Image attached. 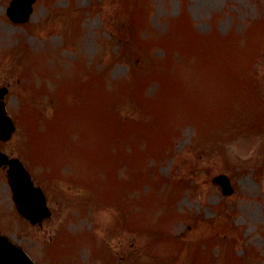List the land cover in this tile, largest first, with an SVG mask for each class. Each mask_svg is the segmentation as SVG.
I'll use <instances>...</instances> for the list:
<instances>
[{
    "label": "rangeland",
    "instance_id": "rangeland-1",
    "mask_svg": "<svg viewBox=\"0 0 264 264\" xmlns=\"http://www.w3.org/2000/svg\"><path fill=\"white\" fill-rule=\"evenodd\" d=\"M8 3L0 85L17 131L0 149L28 161L52 216L20 217L0 168V231L37 264H264V0H36L24 24ZM47 69L91 83L96 104L44 114L31 100ZM80 128L89 153L51 139L73 153L48 168L47 137Z\"/></svg>",
    "mask_w": 264,
    "mask_h": 264
},
{
    "label": "water",
    "instance_id": "water-1",
    "mask_svg": "<svg viewBox=\"0 0 264 264\" xmlns=\"http://www.w3.org/2000/svg\"><path fill=\"white\" fill-rule=\"evenodd\" d=\"M35 0H11L7 8L8 16L18 22L26 21L32 11ZM6 88H0V139L6 140L14 130L12 118L7 114L5 103L1 100ZM7 164L8 182L13 192V198L18 210L32 223L40 221L50 214L45 202V196L40 187H35L29 173L18 158L8 159L0 152V166ZM221 185L225 194L232 188L227 176L218 175L213 179ZM0 264H34L31 259L6 236L0 235Z\"/></svg>",
    "mask_w": 264,
    "mask_h": 264
}]
</instances>
